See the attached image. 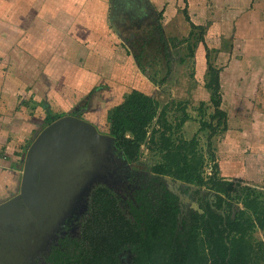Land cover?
<instances>
[{
  "label": "crops",
  "instance_id": "crops-1",
  "mask_svg": "<svg viewBox=\"0 0 264 264\" xmlns=\"http://www.w3.org/2000/svg\"><path fill=\"white\" fill-rule=\"evenodd\" d=\"M143 2L142 14H158L171 68L165 84L174 97L198 99L214 114L209 64L219 70L226 129L210 139L218 178L264 191V0ZM112 9L113 0H0V203L19 192L25 153L47 115L79 117L96 97L97 108L113 111L133 91L154 99L159 112L169 102L129 51L133 40L126 44L112 24ZM147 39L141 44L152 46ZM165 178L183 208L196 202L203 213V189L192 199Z\"/></svg>",
  "mask_w": 264,
  "mask_h": 264
},
{
  "label": "trees",
  "instance_id": "trees-1",
  "mask_svg": "<svg viewBox=\"0 0 264 264\" xmlns=\"http://www.w3.org/2000/svg\"><path fill=\"white\" fill-rule=\"evenodd\" d=\"M162 41L166 51L163 36ZM165 55L166 79L171 68L167 51ZM206 85L212 90L215 109L211 120L217 122L202 121L201 128H209L212 136L220 124L226 123V114L220 109L219 70L210 64ZM166 108L159 112L154 99L133 91L110 115L112 148L127 162H136L148 136V125L157 116L164 119ZM59 117L47 115L46 125ZM189 118L185 112L179 128ZM160 137L164 161L151 167L150 183L128 197L124 205L108 186L93 187L79 235L60 238L46 264H258L252 234L257 228L264 230V191L255 195L248 192L246 196L237 192L234 198L240 205L236 207L231 192L247 186L218 178L210 140L209 154L214 163L207 177L201 172L203 161L196 150V137L179 144L165 133ZM165 177L179 181L181 192L190 193L192 199L207 188L200 197L203 213L189 205L184 209L179 194L169 190ZM124 253L130 255L128 262L121 260Z\"/></svg>",
  "mask_w": 264,
  "mask_h": 264
},
{
  "label": "rangeland",
  "instance_id": "rangeland-1",
  "mask_svg": "<svg viewBox=\"0 0 264 264\" xmlns=\"http://www.w3.org/2000/svg\"><path fill=\"white\" fill-rule=\"evenodd\" d=\"M134 2L135 0H132L131 4ZM153 15L154 16L150 17L143 14L142 17L139 18L140 21H142L140 24L141 29L137 26L138 24H136V21L130 23L128 27H121L119 29L122 32L126 44H131L130 39L134 38V36L129 38L131 33L137 35L135 38L137 44L134 43V41L133 44L129 46V51L136 57L145 77L148 75L149 80L159 86V91L163 93L161 95L165 100L170 98L167 103V108L165 109L164 119L161 120L157 117L148 125V136L145 143L141 146V156L136 162H127L122 158L120 155L121 153L115 151L112 146L110 151L107 152L104 157L100 158L98 162L95 160V168L85 175V181L83 180L79 183L82 189L73 194L69 202L59 210L56 219L53 220L50 225L44 223L43 228L36 229L34 233H30L29 231V234L24 236H15L12 234L14 231H12V233L0 231V264H46V258L52 246L56 244L60 238L66 235L72 237L79 235L81 221L88 211V196L92 188L97 185H105L114 190L117 196L121 198L122 205H124V201H126L128 197H132L137 190L146 187L150 183L152 179L151 167L164 161L163 156L165 152L160 148V136L164 133L172 139L174 144L181 143L185 138L186 140H190L194 137L198 138L199 144L196 150L202 156L203 165L201 172L208 177L206 169H212L214 163L209 154V143L207 142L212 136L209 128H201V122L206 121L216 124L217 119L214 121L211 120L213 114L209 113L210 111L206 109L204 103H199L198 99H183L184 95L182 93H177L176 97H174L173 93L170 91L171 87L165 84L168 78L165 79L166 60H163L164 42L158 40L159 36L157 32L160 30L157 26L159 23L158 18L156 19L158 14L154 13ZM150 18H154V22H152V20L150 21ZM115 21L116 20H113V23H115L117 27H120L121 23L118 21L116 23ZM128 22L129 19L127 23ZM145 35L148 37L147 42L152 46L141 44V39L142 37L144 38ZM168 40L171 41L172 44L170 47L173 49L174 39L169 36ZM163 80L165 81L161 83ZM97 100L98 98L96 97V99L93 98L89 101L88 108L86 109L84 107V110L86 109L87 112L76 114L80 115V118L95 123L101 133L109 135L110 115L114 107L99 108V106L97 108ZM104 101L105 100H103V102ZM32 110L35 109L32 108ZM54 110L60 112L58 109ZM102 111L104 113L101 114ZM185 112H187L189 116H192L191 118L193 121L189 124L188 129L183 131L181 127L179 128L178 124ZM99 117L102 118V121ZM225 129L226 123L220 124L216 133ZM210 149L212 150V147ZM257 186L260 185L257 184ZM248 188H235L231 192V198L236 197L237 192L241 196H246L248 192L254 195L261 192L257 188ZM202 189V191L207 192V188L204 187ZM233 200L236 207H238L240 204L235 198ZM11 230H13V228H10V231ZM252 235L258 264H264V230L257 228L253 231ZM121 260L123 262H128L130 260L129 253H124L121 256Z\"/></svg>",
  "mask_w": 264,
  "mask_h": 264
},
{
  "label": "water",
  "instance_id": "water-1",
  "mask_svg": "<svg viewBox=\"0 0 264 264\" xmlns=\"http://www.w3.org/2000/svg\"><path fill=\"white\" fill-rule=\"evenodd\" d=\"M112 142L111 135L74 115L45 126L25 153L19 192L0 203V231L24 236L43 228L44 223L50 225L73 194L82 189L79 183L95 168V160L110 151ZM168 188L180 194L170 180ZM192 207L201 212L196 202Z\"/></svg>",
  "mask_w": 264,
  "mask_h": 264
},
{
  "label": "flooded vegetation",
  "instance_id": "flooded-vegetation-1",
  "mask_svg": "<svg viewBox=\"0 0 264 264\" xmlns=\"http://www.w3.org/2000/svg\"><path fill=\"white\" fill-rule=\"evenodd\" d=\"M131 1L132 0H113V9L111 12L112 24H115L113 23V20H116L115 22L117 23L118 21L119 23H121L120 27L123 28V27H128L130 23L136 21V24H138L137 26H140L142 21H140L139 18H141L142 15L144 14V13L142 14V11H143L142 5H144V2L142 4L143 0H138V2H136L137 1L136 0L133 4H131ZM128 19H129V22L127 23ZM133 36L134 38L130 40L131 41L133 40L134 42L136 35L133 34ZM133 36L129 38H132Z\"/></svg>",
  "mask_w": 264,
  "mask_h": 264
},
{
  "label": "built area",
  "instance_id": "built-area-1",
  "mask_svg": "<svg viewBox=\"0 0 264 264\" xmlns=\"http://www.w3.org/2000/svg\"><path fill=\"white\" fill-rule=\"evenodd\" d=\"M206 170H207V175L209 176L211 174L212 169L210 168V170L209 169Z\"/></svg>",
  "mask_w": 264,
  "mask_h": 264
}]
</instances>
